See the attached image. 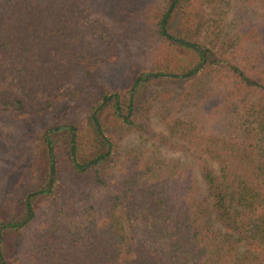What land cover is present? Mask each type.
Here are the masks:
<instances>
[{
  "label": "trees",
  "instance_id": "trees-1",
  "mask_svg": "<svg viewBox=\"0 0 264 264\" xmlns=\"http://www.w3.org/2000/svg\"><path fill=\"white\" fill-rule=\"evenodd\" d=\"M95 1L0 0V264H264V0Z\"/></svg>",
  "mask_w": 264,
  "mask_h": 264
},
{
  "label": "rangeland",
  "instance_id": "rangeland-1",
  "mask_svg": "<svg viewBox=\"0 0 264 264\" xmlns=\"http://www.w3.org/2000/svg\"><path fill=\"white\" fill-rule=\"evenodd\" d=\"M114 0H96L94 3V6H97L100 10H105L106 7H109V4L113 2ZM160 0H141V5H143V7L148 11V9L151 8V6ZM239 2H234V7H235V11L232 14V19H239V17L244 16L242 13H239V15L236 13L238 11L239 8ZM241 5V4H240ZM245 5L248 6L249 9L254 10V12L256 11V8L254 9L253 7L249 6L248 3H245ZM143 41L141 39H137V44L142 45ZM125 67H123L121 64H117V65H113V66H108L106 69V78L104 80V84H106L109 87H113V86H117V85H121L123 84V80H124V71ZM166 86L170 87L171 89L174 88H179L180 84L176 83L174 84V79L168 81L167 83H165ZM6 85H3L2 88H5ZM143 93L144 90L142 88L139 89V91L136 94V98L135 101H139L142 97H143ZM43 99V97H41ZM152 122L154 123V127H158V124L155 123L156 120H152ZM124 146L126 144H123ZM174 156V155H173ZM4 221V215H3V211L0 210V223ZM19 251V247L17 242L12 239V237H9L6 239V241L4 242V254L6 256V258H10V256H13L15 254H18Z\"/></svg>",
  "mask_w": 264,
  "mask_h": 264
}]
</instances>
